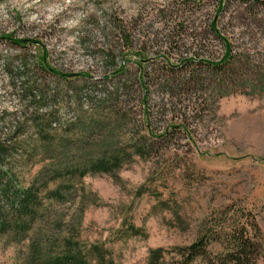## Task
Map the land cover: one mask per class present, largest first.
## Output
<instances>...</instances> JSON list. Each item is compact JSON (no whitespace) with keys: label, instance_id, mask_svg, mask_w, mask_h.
<instances>
[{"label":"rangeland","instance_id":"rangeland-1","mask_svg":"<svg viewBox=\"0 0 264 264\" xmlns=\"http://www.w3.org/2000/svg\"><path fill=\"white\" fill-rule=\"evenodd\" d=\"M48 5L61 10L34 40L47 34L54 48L68 35L79 51L104 52L98 73L114 70L123 94H89L81 121L21 138L16 169L0 153V178L15 172L36 199L25 228L0 230V264H147L159 249L153 264H172L200 230L223 219L230 229L243 212L255 224L252 264H264V0H0V36L9 11L26 20ZM49 53L39 46L36 58ZM84 77L56 83V95L78 100L81 79L105 88ZM8 83L0 74V140L11 141ZM7 211L0 202L2 220Z\"/></svg>","mask_w":264,"mask_h":264},{"label":"built area","instance_id":"built-area-1","mask_svg":"<svg viewBox=\"0 0 264 264\" xmlns=\"http://www.w3.org/2000/svg\"><path fill=\"white\" fill-rule=\"evenodd\" d=\"M68 2L65 5L69 4ZM60 10L57 11L55 5L45 6L39 8L38 11H33L26 18L27 21L25 18L19 20L16 16L17 13L13 10L5 14L7 21L11 20L12 23L9 27L3 25L6 27L4 33L5 35L13 34V37L0 36V74L5 81L9 80L8 85L18 101V107L13 112L5 114L7 121L10 122L12 137L11 141L0 140V153L4 157L1 160H6L14 169H16L15 162L25 157L26 153L25 142L20 140L21 138L27 135L38 136L41 130L60 132L71 125L72 122H79L82 117L90 114L93 109L92 103L88 99L89 94L99 97L106 95L108 91H113L117 95L123 94V88L120 89L118 85L113 87L115 84L113 83L114 78H112L115 74L114 70H108L104 74L98 73V67L103 64L106 65L108 62L107 55L104 52V54H96L92 50L91 53H85L82 49L79 51L76 44L73 43L74 37L68 35L63 36L61 39L62 42L64 39L62 45L54 48L51 46L53 53H49L52 52L49 51L51 47L45 45L46 42L50 41L47 34L44 41L34 40L33 35H37L40 28L45 29L48 23L55 20ZM45 16L49 18H45ZM22 25H28V27L22 30L20 29ZM7 40L10 42H7ZM20 40L24 41L19 42ZM66 40L70 42L67 46H64ZM4 41L7 43H3ZM11 42L17 45H11ZM39 46L43 53L45 51L49 53L48 57L43 58V63L36 58ZM86 48H89V46ZM70 53L74 55L69 57L68 54ZM84 58H89V61H85ZM105 61L106 63H104ZM98 64L101 65L97 66ZM81 76L93 81L94 87L104 86L105 88H102V91L99 92L92 90L88 86L86 87L81 79L82 82L80 81L78 87H83L73 88L74 92L81 93L78 100L72 97L73 101L68 103L56 95V90L68 88L67 83L69 80L79 79ZM56 83L60 84L61 87L56 88ZM69 88L73 91L71 87ZM57 93H59V90ZM19 168L18 165L17 169ZM0 180L5 191L0 202L2 207L8 210L7 212L12 213L24 200L23 189L16 179L15 172L12 173L9 179L3 177ZM2 221L0 217V223Z\"/></svg>","mask_w":264,"mask_h":264},{"label":"trees","instance_id":"trees-1","mask_svg":"<svg viewBox=\"0 0 264 264\" xmlns=\"http://www.w3.org/2000/svg\"><path fill=\"white\" fill-rule=\"evenodd\" d=\"M21 41L24 40L19 42ZM228 58L229 54L226 53L224 61H227ZM25 151L28 153V149H25ZM26 190L23 189V193L24 199L27 200L28 204L24 206L22 211L28 215L27 220H17L14 217L15 212H12L10 221L3 220L0 223L1 231L6 227L7 229L14 227L17 230H21L25 228L28 220L33 216L32 210L36 199L31 195H29V199L25 198ZM251 216L249 213H241V220L232 223L230 229L222 227V223L227 221V219H223V221L216 224L217 229L205 227L200 230L194 241L175 249L172 264H196L199 258H202L207 264H252L258 253V244L249 235V229L255 225ZM213 244L222 249V252L212 254L211 245ZM159 251L160 249L150 251V259L147 264H153L156 261Z\"/></svg>","mask_w":264,"mask_h":264}]
</instances>
